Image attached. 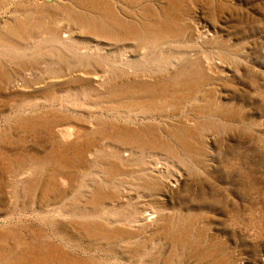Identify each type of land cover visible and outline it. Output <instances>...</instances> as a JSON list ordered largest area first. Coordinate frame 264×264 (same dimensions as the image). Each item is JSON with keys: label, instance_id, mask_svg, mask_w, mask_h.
Returning <instances> with one entry per match:
<instances>
[{"label": "rangeland", "instance_id": "rangeland-1", "mask_svg": "<svg viewBox=\"0 0 264 264\" xmlns=\"http://www.w3.org/2000/svg\"><path fill=\"white\" fill-rule=\"evenodd\" d=\"M0 264H264V0H0Z\"/></svg>", "mask_w": 264, "mask_h": 264}, {"label": "water", "instance_id": "water-1", "mask_svg": "<svg viewBox=\"0 0 264 264\" xmlns=\"http://www.w3.org/2000/svg\"><path fill=\"white\" fill-rule=\"evenodd\" d=\"M47 1H51V0H47Z\"/></svg>", "mask_w": 264, "mask_h": 264}]
</instances>
